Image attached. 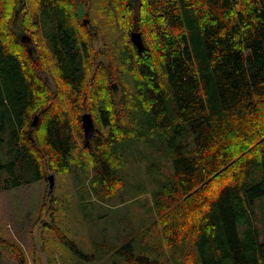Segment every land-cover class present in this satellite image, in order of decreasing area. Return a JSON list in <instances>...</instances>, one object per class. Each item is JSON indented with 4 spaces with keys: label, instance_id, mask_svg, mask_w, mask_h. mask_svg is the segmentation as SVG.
<instances>
[{
    "label": "trees",
    "instance_id": "obj_1",
    "mask_svg": "<svg viewBox=\"0 0 264 264\" xmlns=\"http://www.w3.org/2000/svg\"><path fill=\"white\" fill-rule=\"evenodd\" d=\"M131 146L152 155L160 243L125 234V264H264V0H0V192L70 174L124 200Z\"/></svg>",
    "mask_w": 264,
    "mask_h": 264
},
{
    "label": "rangeland",
    "instance_id": "obj_2",
    "mask_svg": "<svg viewBox=\"0 0 264 264\" xmlns=\"http://www.w3.org/2000/svg\"><path fill=\"white\" fill-rule=\"evenodd\" d=\"M105 29L106 25L97 32V49L108 38L109 32L105 33ZM47 81L53 90L60 83L52 76H48ZM98 128L95 125L84 137V143L89 144L96 134H100ZM130 149L125 156L128 183L124 200L100 202L89 194L83 178L78 181L70 174H53L52 184L37 180L1 191L0 235L3 241L0 242V264H18L12 249L14 245L24 252L26 264H125L123 256L115 252L126 242L125 234L137 231L132 240L136 253L143 252L148 243H160L158 226L148 225L156 219L151 208L153 179L147 175L152 155L147 156L149 150L144 146L140 148L141 153L135 146ZM159 158L158 166L162 167L163 175H169L171 161L166 162L164 156ZM134 191L140 193L137 198L131 196ZM261 200L263 205L257 209L255 219L260 238L264 235V197ZM56 228L75 242L82 255L60 239Z\"/></svg>",
    "mask_w": 264,
    "mask_h": 264
},
{
    "label": "water",
    "instance_id": "obj_3",
    "mask_svg": "<svg viewBox=\"0 0 264 264\" xmlns=\"http://www.w3.org/2000/svg\"><path fill=\"white\" fill-rule=\"evenodd\" d=\"M130 38L133 44L137 47L138 51L141 52L143 50V41L141 38V34L139 32L133 31L131 32ZM36 119L37 117H35L34 124L37 121ZM81 120H82V127L84 131V135L86 136L89 130L94 128V121H93L92 115L87 112L82 114ZM48 182L52 184L53 174L48 175Z\"/></svg>",
    "mask_w": 264,
    "mask_h": 264
},
{
    "label": "flooded vegetation",
    "instance_id": "obj_4",
    "mask_svg": "<svg viewBox=\"0 0 264 264\" xmlns=\"http://www.w3.org/2000/svg\"><path fill=\"white\" fill-rule=\"evenodd\" d=\"M92 130H93V129L89 130V132L87 133V135H86L85 137H87V136L91 133Z\"/></svg>",
    "mask_w": 264,
    "mask_h": 264
}]
</instances>
